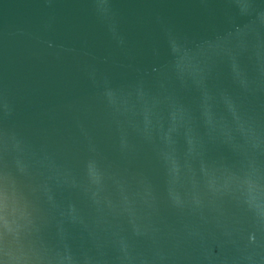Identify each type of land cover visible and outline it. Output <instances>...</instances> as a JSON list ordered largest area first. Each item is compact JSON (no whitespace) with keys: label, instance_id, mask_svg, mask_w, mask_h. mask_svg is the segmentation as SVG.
Masks as SVG:
<instances>
[{"label":"water","instance_id":"1","mask_svg":"<svg viewBox=\"0 0 264 264\" xmlns=\"http://www.w3.org/2000/svg\"><path fill=\"white\" fill-rule=\"evenodd\" d=\"M0 264H264V0H0Z\"/></svg>","mask_w":264,"mask_h":264}]
</instances>
